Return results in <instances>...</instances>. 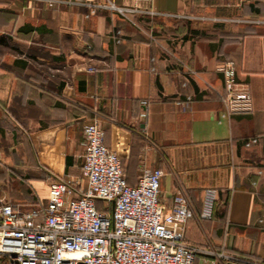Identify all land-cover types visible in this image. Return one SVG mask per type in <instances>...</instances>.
<instances>
[{"label": "crops", "instance_id": "obj_1", "mask_svg": "<svg viewBox=\"0 0 264 264\" xmlns=\"http://www.w3.org/2000/svg\"><path fill=\"white\" fill-rule=\"evenodd\" d=\"M116 3L157 14L129 22L107 9L87 17L85 7L0 0V205H45L51 177L83 189V127L97 121L127 183L160 168L161 203L182 192L194 211L183 241L231 261L198 254L194 264L261 263L264 0ZM228 59L248 85V112L223 103L217 67ZM207 189L212 212L202 216Z\"/></svg>", "mask_w": 264, "mask_h": 264}, {"label": "built area", "instance_id": "obj_2", "mask_svg": "<svg viewBox=\"0 0 264 264\" xmlns=\"http://www.w3.org/2000/svg\"><path fill=\"white\" fill-rule=\"evenodd\" d=\"M35 1L48 9L85 7L87 17L107 9L129 22L134 14H157L136 4L118 5L116 0ZM85 69L94 71L92 66ZM217 70L223 75L226 109L250 111L249 88L237 81L234 61L221 62ZM104 134L97 121L83 127V189L78 180L51 177L45 205L31 210L8 202L0 205V264H194L198 254L211 257L212 263L229 262L222 251L183 241L185 226L194 216L187 197L178 192L169 207L161 203L160 168H143L137 183L129 185L119 156L104 143ZM214 194L213 189L206 190L202 216L211 215Z\"/></svg>", "mask_w": 264, "mask_h": 264}, {"label": "trees", "instance_id": "obj_3", "mask_svg": "<svg viewBox=\"0 0 264 264\" xmlns=\"http://www.w3.org/2000/svg\"><path fill=\"white\" fill-rule=\"evenodd\" d=\"M37 27H33V26H31V27H26V26H22V27H20V29H19V31L20 32H29V31H32V30H34V29H36ZM0 42H1V39H0ZM122 175H123V172H122ZM123 177H124V175H123ZM125 178V177H124Z\"/></svg>", "mask_w": 264, "mask_h": 264}, {"label": "rangeland", "instance_id": "obj_4", "mask_svg": "<svg viewBox=\"0 0 264 264\" xmlns=\"http://www.w3.org/2000/svg\"><path fill=\"white\" fill-rule=\"evenodd\" d=\"M4 201H7L6 199Z\"/></svg>", "mask_w": 264, "mask_h": 264}, {"label": "water", "instance_id": "obj_5", "mask_svg": "<svg viewBox=\"0 0 264 264\" xmlns=\"http://www.w3.org/2000/svg\"><path fill=\"white\" fill-rule=\"evenodd\" d=\"M232 264V263H231Z\"/></svg>", "mask_w": 264, "mask_h": 264}]
</instances>
